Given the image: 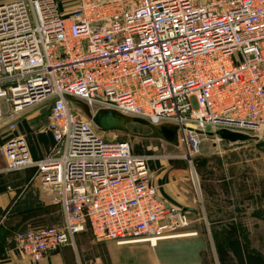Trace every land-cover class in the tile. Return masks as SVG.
I'll return each instance as SVG.
<instances>
[{
  "label": "built area",
  "instance_id": "2783aa9c",
  "mask_svg": "<svg viewBox=\"0 0 264 264\" xmlns=\"http://www.w3.org/2000/svg\"><path fill=\"white\" fill-rule=\"evenodd\" d=\"M47 103L53 145L34 160L16 119ZM80 103L175 125L189 162L202 137L264 134V0L0 3V123L10 133L0 156L6 170L33 168L61 215L15 233L32 263L88 230L153 248L189 222L159 193L149 167L158 157L102 137Z\"/></svg>",
  "mask_w": 264,
  "mask_h": 264
},
{
  "label": "rangeland",
  "instance_id": "374dc122",
  "mask_svg": "<svg viewBox=\"0 0 264 264\" xmlns=\"http://www.w3.org/2000/svg\"><path fill=\"white\" fill-rule=\"evenodd\" d=\"M127 127L136 134L149 132L146 126L137 123H130ZM100 134L107 139L128 140L136 152L158 157L152 161L162 162L167 168L174 163L183 169L189 192L195 195V203L192 202L196 210L187 215L188 225L178 229L177 233H196L194 246H203L200 253L204 263L219 264L215 258V245L222 241L224 231L232 224L237 226L247 247L264 255V134L257 137L247 135L249 137L242 141L224 140L219 134L202 137L198 152L192 155V162L184 157L183 145L173 146L162 140L117 131L101 130ZM201 216H204V222ZM192 224H195L193 229ZM145 244L148 245L122 246V263L196 262L190 244L184 241H159L156 247L149 246L151 249Z\"/></svg>",
  "mask_w": 264,
  "mask_h": 264
},
{
  "label": "crops",
  "instance_id": "0c3cea01",
  "mask_svg": "<svg viewBox=\"0 0 264 264\" xmlns=\"http://www.w3.org/2000/svg\"><path fill=\"white\" fill-rule=\"evenodd\" d=\"M5 1L9 0H0V3ZM16 124L17 133L24 134L26 137L32 159L39 160L50 152L53 139L51 134L45 131L46 104L25 110L16 119ZM9 136L6 124L0 123V145ZM149 167L154 173V182L159 186V193L167 203L181 208L187 215L195 212L196 208L193 204L196 200L195 195L189 192L188 183L180 166L172 163L167 168L162 162L150 161ZM52 198L51 190L41 184L33 168L6 170L5 161L0 156V264H83L88 259H96L102 264H123L122 251L120 250L122 246L144 244H117L113 240L97 241L88 230L75 235V247L62 246L57 251L48 253L39 262L32 263L17 251L13 237L17 231L34 225H51L59 222L60 208L53 203ZM200 219L204 222V216H201ZM190 227L195 228V224ZM188 233L195 232H180L179 234ZM193 236L159 241H184L186 244H190L193 254L196 256L194 264H206L200 253L203 246L200 244L197 247L194 246ZM146 246L151 249L148 245ZM215 258L218 260L217 257Z\"/></svg>",
  "mask_w": 264,
  "mask_h": 264
},
{
  "label": "water",
  "instance_id": "95a60500",
  "mask_svg": "<svg viewBox=\"0 0 264 264\" xmlns=\"http://www.w3.org/2000/svg\"><path fill=\"white\" fill-rule=\"evenodd\" d=\"M78 105L82 112L85 113L100 130L117 131L147 139H158L173 146H178L176 126L173 124L164 123L155 125L144 119L127 116L109 108H99L94 114H91L84 104L80 103ZM130 123L144 125L149 129V132L146 134H136L127 127ZM218 134L221 139L229 141H242L249 137L245 134L229 132L227 130L219 131Z\"/></svg>",
  "mask_w": 264,
  "mask_h": 264
},
{
  "label": "trees",
  "instance_id": "16d2710c",
  "mask_svg": "<svg viewBox=\"0 0 264 264\" xmlns=\"http://www.w3.org/2000/svg\"><path fill=\"white\" fill-rule=\"evenodd\" d=\"M215 251L219 264H264V255L247 247L233 224L224 231Z\"/></svg>",
  "mask_w": 264,
  "mask_h": 264
},
{
  "label": "bare ground",
  "instance_id": "6f19581e",
  "mask_svg": "<svg viewBox=\"0 0 264 264\" xmlns=\"http://www.w3.org/2000/svg\"><path fill=\"white\" fill-rule=\"evenodd\" d=\"M185 235L193 236V235H195V233H188V234H179V233H177L175 235H171V236H168V237L161 238V240L162 239H169V238H180V237H184ZM129 243H145V242H144V240H134V241L129 242ZM156 244H157V242H156Z\"/></svg>",
  "mask_w": 264,
  "mask_h": 264
}]
</instances>
